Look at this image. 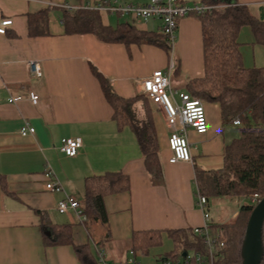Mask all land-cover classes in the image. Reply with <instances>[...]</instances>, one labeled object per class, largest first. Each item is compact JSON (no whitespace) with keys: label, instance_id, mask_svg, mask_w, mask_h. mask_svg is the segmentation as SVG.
Wrapping results in <instances>:
<instances>
[{"label":"crops","instance_id":"crops-1","mask_svg":"<svg viewBox=\"0 0 264 264\" xmlns=\"http://www.w3.org/2000/svg\"><path fill=\"white\" fill-rule=\"evenodd\" d=\"M115 1L143 5L149 0H0V16L13 22L0 35V264H81L74 247H86L97 264L98 248L104 251L107 264H125L130 259L131 264H160L174 251L168 232L204 224L196 204V171H220L226 146L238 137V129L222 125L218 104L204 103L206 134L187 129L191 161L171 164L170 130L161 110L149 100L162 171L161 179L154 181L145 169L134 133L114 121L113 109L92 72H98L118 97L131 99L141 94L137 81L156 70L167 71L173 61L176 70L171 86L175 90L170 91L189 95L188 81L201 79L204 73L201 24L195 17L179 20L170 52L148 44L125 46L100 42L91 34L64 33L65 11L93 10ZM178 1L187 6L200 3ZM236 4L264 21V0H236ZM98 13L105 26L129 24L138 31H161L156 19L111 24L110 17L119 15ZM151 21L153 29L148 28ZM237 44L244 69L264 68V46L255 42L249 27L239 30ZM31 62L38 64L40 77L31 73ZM31 92L38 96L36 105L29 102ZM17 97V103L7 101ZM25 126L33 128L34 134L21 136ZM76 138L82 146L75 157L68 158L60 151L61 141ZM47 168L51 178L44 175ZM107 173H120L128 180L126 191L103 198L107 227L99 222L81 223L71 210L57 211L64 194L83 206L86 179ZM55 181L62 193L45 190L48 182ZM231 204L242 206L238 197H231ZM206 209L209 225L231 222L238 212H229L221 223L213 220L208 199ZM65 225L70 227L71 245L44 241L45 231L51 237L52 229ZM152 232L160 234V243L146 255H134L133 234Z\"/></svg>","mask_w":264,"mask_h":264},{"label":"trees","instance_id":"trees-1","mask_svg":"<svg viewBox=\"0 0 264 264\" xmlns=\"http://www.w3.org/2000/svg\"><path fill=\"white\" fill-rule=\"evenodd\" d=\"M212 9L194 16L202 28L203 77L190 80L187 91L191 98L204 103H216L220 107L223 126L233 125L238 137L226 146L224 165L220 171L206 173L196 171L199 193L206 197H240L257 195L264 197V68L244 69L238 52L237 35L241 28L252 30L255 42L264 46V21L254 18L247 7L236 4V0H200ZM63 28L66 35L91 34L103 43L148 44L170 52L171 45L159 32L138 31L129 24L116 27L105 26L95 10L78 9L65 11ZM33 23L29 19V33ZM176 67L174 68L175 72ZM104 96L113 109V119L120 128L128 127L135 135L144 159L148 175L159 181L162 176L158 158L157 135L152 119V105L148 97L138 94L131 99L118 97L109 83L94 69ZM140 106V107H139ZM238 120L239 124L234 125ZM128 189V180L120 173H107L88 178L84 185V201L81 206L86 222H99L107 227V215L103 198ZM256 204L242 205L231 222L209 225L211 236L223 242L217 248L215 264H240L241 245L247 220ZM108 233V232H107ZM44 232V241L50 245H71L69 226H58ZM174 243V251L160 259L175 261L184 253L205 256L208 249L204 238L192 230L168 232ZM160 243V234L135 233L131 239L134 255H146L151 247ZM264 264V223L262 227ZM76 258L81 264H97L91 259L86 247H74ZM188 264H193V260Z\"/></svg>","mask_w":264,"mask_h":264},{"label":"built area","instance_id":"built-area-1","mask_svg":"<svg viewBox=\"0 0 264 264\" xmlns=\"http://www.w3.org/2000/svg\"><path fill=\"white\" fill-rule=\"evenodd\" d=\"M93 9L97 12H104L110 15L129 16L142 22H147L150 19L159 20L161 23V30L168 38L171 49L174 40V33L177 28L179 20L185 17H194L205 12L211 11L210 6L203 4L187 6L181 4L178 0H149L143 5H129L115 1L112 5H98ZM71 11V10H70ZM12 20L9 18H2L0 16V35H5L7 30L12 26ZM30 71L34 76L40 77L41 73L39 66L35 62L29 64ZM174 65L170 62V68L167 71L156 70L148 78L137 81V86L140 93L147 96L149 100L157 108L161 110L164 115V120L170 134L167 139L168 149L171 152L169 163L190 162L191 156L189 152L188 141L186 138V130H192L197 135H204L208 130V120L206 116L205 104L202 100L193 99L188 94L172 93L171 77ZM29 102L36 105L38 96L31 92L29 94ZM20 98H9V103H17ZM239 121L235 120L234 125H238ZM34 134V129L30 127H23L20 130L21 136ZM82 146L81 139H63L61 141L60 151L68 158H73L77 155ZM45 177L51 178L53 176L50 168L46 169ZM46 191L62 193V186L59 182H48L44 186ZM261 198L257 195L251 197L253 204H257ZM196 204L198 209L202 212L204 224L201 227L194 228L192 231L197 236L204 238L205 245L208 249V254L202 256L200 254L185 255L184 261L179 258L175 261L164 260L161 264H188L193 260V264H215L217 257L215 255L217 248L223 247V242L218 241L214 236H211L209 230V214L207 212V199L199 192L196 193ZM73 211L82 223L86 220L81 206L78 201L72 199L64 194V199L57 205V211L61 214L67 211ZM97 257L99 264H107L105 260V253L98 248ZM134 263L132 259L125 264Z\"/></svg>","mask_w":264,"mask_h":264},{"label":"water","instance_id":"water-1","mask_svg":"<svg viewBox=\"0 0 264 264\" xmlns=\"http://www.w3.org/2000/svg\"><path fill=\"white\" fill-rule=\"evenodd\" d=\"M264 223V197L253 208L246 224L241 245L240 264H260L263 259L262 227ZM184 253L182 256L184 257Z\"/></svg>","mask_w":264,"mask_h":264},{"label":"rangeland","instance_id":"rangeland-1","mask_svg":"<svg viewBox=\"0 0 264 264\" xmlns=\"http://www.w3.org/2000/svg\"><path fill=\"white\" fill-rule=\"evenodd\" d=\"M188 4H190V6L194 4L197 6L200 5L199 2H195V3L188 2ZM130 20L134 21L132 17H121V16L110 17L111 24H115L117 22H129ZM140 22L141 21L139 20L136 21V23H140ZM152 23H153L152 21L149 23V26H148L149 29H153ZM170 89L172 90V92L175 90V88H173L172 86ZM178 93L179 91L177 90L176 95ZM248 198L250 197L249 196L238 197V199L241 201L240 205H248L250 203V200ZM208 201H209V210L211 211L214 217L213 220L215 222L216 221H220L221 223L226 222V219H227L226 216L229 215V212L232 213L233 211L234 212L238 211V208L231 204V197H210L208 198Z\"/></svg>","mask_w":264,"mask_h":264}]
</instances>
